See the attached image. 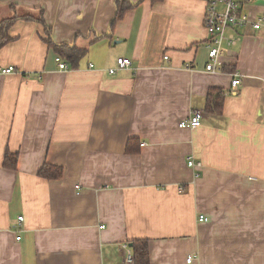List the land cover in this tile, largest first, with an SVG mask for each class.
<instances>
[{
    "label": "crops",
    "instance_id": "1",
    "mask_svg": "<svg viewBox=\"0 0 264 264\" xmlns=\"http://www.w3.org/2000/svg\"><path fill=\"white\" fill-rule=\"evenodd\" d=\"M116 1L0 0L1 20L43 9L56 43L88 47L61 70L43 25L16 20L0 49L16 68L0 75V264H134L135 239L151 264H264V27H237L210 72L205 0H129L111 28ZM241 6L264 15V0ZM120 57L131 67L110 74ZM214 88L222 114L207 110ZM196 109L202 125L180 127ZM48 163L61 179L39 176Z\"/></svg>",
    "mask_w": 264,
    "mask_h": 264
},
{
    "label": "built area",
    "instance_id": "2",
    "mask_svg": "<svg viewBox=\"0 0 264 264\" xmlns=\"http://www.w3.org/2000/svg\"><path fill=\"white\" fill-rule=\"evenodd\" d=\"M207 2L204 23L209 35L208 48H209V61L206 69L210 72L221 71L222 61L221 56L224 52V46L237 45L242 36L239 34L237 27L251 25L254 30H260L264 27V15L253 19L244 11L241 6L242 0H205ZM169 57L166 55L165 59ZM56 62L61 70H68L69 65L60 56H56ZM132 61L128 57H120L117 60V67L109 70L110 74H115L119 69L129 68ZM90 67H94L91 64ZM15 66L0 67V75L15 72ZM242 83V74L237 72L233 73V80L231 83L232 90H236ZM203 112L201 110L192 111L191 115L182 120L179 124L180 127H189L196 129L202 125ZM142 145H145L143 143ZM188 166L196 171V177L200 176V171L203 168V163L198 161L193 156L188 158ZM23 216L20 217L22 221ZM200 221H208L209 219L204 215L199 216ZM127 251L126 261L128 263L134 262V255L128 243L124 245ZM197 258V255H189L187 258L188 263H192Z\"/></svg>",
    "mask_w": 264,
    "mask_h": 264
},
{
    "label": "trees",
    "instance_id": "3",
    "mask_svg": "<svg viewBox=\"0 0 264 264\" xmlns=\"http://www.w3.org/2000/svg\"><path fill=\"white\" fill-rule=\"evenodd\" d=\"M160 1V0H153ZM135 5L129 0L116 1V15L111 22V28L122 20L128 10ZM16 20L35 21L43 25L47 35V43L54 49L57 56H60L64 61L77 68L82 58L88 53L87 46H78L76 44H58L51 36V27L45 21L44 10L28 12L16 17L5 18L0 21V49L6 46L13 38L9 35L10 27ZM95 35V34H94ZM96 37V36H95ZM225 96L219 88L210 90L208 96L207 110L214 114H222L224 109ZM141 142L138 138H130L127 142V153L136 154L140 151ZM18 153L7 152L5 156L4 166L7 169L16 170L18 168ZM64 175V168L60 165L45 164L39 170V176L46 180H59ZM132 252L134 255V264H151L150 257V241L149 239H135L132 241Z\"/></svg>",
    "mask_w": 264,
    "mask_h": 264
},
{
    "label": "rangeland",
    "instance_id": "4",
    "mask_svg": "<svg viewBox=\"0 0 264 264\" xmlns=\"http://www.w3.org/2000/svg\"><path fill=\"white\" fill-rule=\"evenodd\" d=\"M1 20V19H0ZM126 257H127V251H126Z\"/></svg>",
    "mask_w": 264,
    "mask_h": 264
},
{
    "label": "water",
    "instance_id": "5",
    "mask_svg": "<svg viewBox=\"0 0 264 264\" xmlns=\"http://www.w3.org/2000/svg\"><path fill=\"white\" fill-rule=\"evenodd\" d=\"M131 246H132V244H131Z\"/></svg>",
    "mask_w": 264,
    "mask_h": 264
}]
</instances>
